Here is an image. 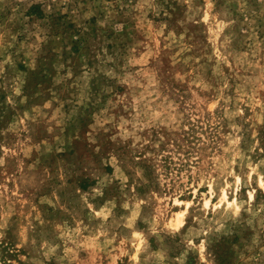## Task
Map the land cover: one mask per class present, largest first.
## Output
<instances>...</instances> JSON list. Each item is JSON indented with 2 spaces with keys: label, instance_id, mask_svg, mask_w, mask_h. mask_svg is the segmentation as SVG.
I'll return each instance as SVG.
<instances>
[{
  "label": "rangeland",
  "instance_id": "obj_1",
  "mask_svg": "<svg viewBox=\"0 0 264 264\" xmlns=\"http://www.w3.org/2000/svg\"><path fill=\"white\" fill-rule=\"evenodd\" d=\"M0 264H264V0H0Z\"/></svg>",
  "mask_w": 264,
  "mask_h": 264
},
{
  "label": "bare ground",
  "instance_id": "obj_2",
  "mask_svg": "<svg viewBox=\"0 0 264 264\" xmlns=\"http://www.w3.org/2000/svg\"><path fill=\"white\" fill-rule=\"evenodd\" d=\"M222 198H223L224 200H226V201H227V199H226V195H225V193H224V192L222 193ZM177 215H179V214L177 213Z\"/></svg>",
  "mask_w": 264,
  "mask_h": 264
}]
</instances>
